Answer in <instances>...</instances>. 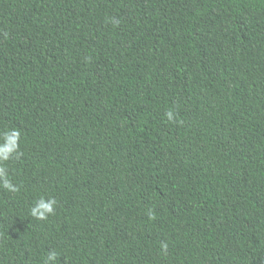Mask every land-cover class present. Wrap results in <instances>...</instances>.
<instances>
[{
	"label": "trees",
	"instance_id": "obj_1",
	"mask_svg": "<svg viewBox=\"0 0 264 264\" xmlns=\"http://www.w3.org/2000/svg\"><path fill=\"white\" fill-rule=\"evenodd\" d=\"M0 264H264V0H0Z\"/></svg>",
	"mask_w": 264,
	"mask_h": 264
}]
</instances>
